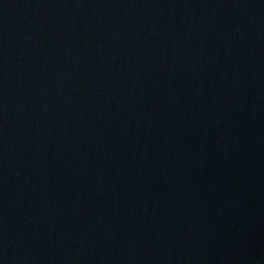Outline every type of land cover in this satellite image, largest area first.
Segmentation results:
<instances>
[{
  "label": "water",
  "instance_id": "95a60500",
  "mask_svg": "<svg viewBox=\"0 0 264 264\" xmlns=\"http://www.w3.org/2000/svg\"><path fill=\"white\" fill-rule=\"evenodd\" d=\"M0 264H264V0H0Z\"/></svg>",
  "mask_w": 264,
  "mask_h": 264
}]
</instances>
